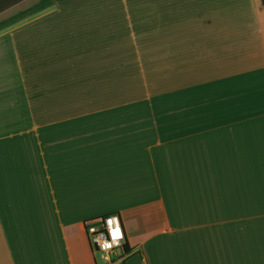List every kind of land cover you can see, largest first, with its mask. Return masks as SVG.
Instances as JSON below:
<instances>
[{
    "label": "crops",
    "instance_id": "obj_1",
    "mask_svg": "<svg viewBox=\"0 0 264 264\" xmlns=\"http://www.w3.org/2000/svg\"><path fill=\"white\" fill-rule=\"evenodd\" d=\"M42 4L0 23V264H99L109 213L120 264H264V0Z\"/></svg>",
    "mask_w": 264,
    "mask_h": 264
},
{
    "label": "built area",
    "instance_id": "obj_2",
    "mask_svg": "<svg viewBox=\"0 0 264 264\" xmlns=\"http://www.w3.org/2000/svg\"><path fill=\"white\" fill-rule=\"evenodd\" d=\"M93 251L100 253L106 264L122 263L128 251L125 249L126 236L119 213H109L84 221ZM118 231L119 235L113 233Z\"/></svg>",
    "mask_w": 264,
    "mask_h": 264
},
{
    "label": "rangeland",
    "instance_id": "obj_3",
    "mask_svg": "<svg viewBox=\"0 0 264 264\" xmlns=\"http://www.w3.org/2000/svg\"><path fill=\"white\" fill-rule=\"evenodd\" d=\"M51 1L52 0H0V23L14 20L15 14L22 9L42 3V5H47L50 4ZM31 16L32 14H25L27 18ZM93 252L99 264H106L100 253Z\"/></svg>",
    "mask_w": 264,
    "mask_h": 264
},
{
    "label": "snow or ice",
    "instance_id": "obj_4",
    "mask_svg": "<svg viewBox=\"0 0 264 264\" xmlns=\"http://www.w3.org/2000/svg\"><path fill=\"white\" fill-rule=\"evenodd\" d=\"M113 235H114V236H118V235H119V232L116 231V232L113 233Z\"/></svg>",
    "mask_w": 264,
    "mask_h": 264
},
{
    "label": "trees",
    "instance_id": "obj_5",
    "mask_svg": "<svg viewBox=\"0 0 264 264\" xmlns=\"http://www.w3.org/2000/svg\"><path fill=\"white\" fill-rule=\"evenodd\" d=\"M125 249L128 251V246H127V242H126V244H125Z\"/></svg>",
    "mask_w": 264,
    "mask_h": 264
}]
</instances>
